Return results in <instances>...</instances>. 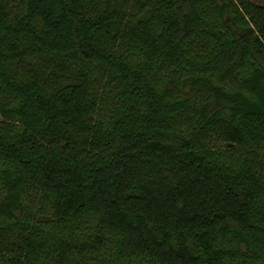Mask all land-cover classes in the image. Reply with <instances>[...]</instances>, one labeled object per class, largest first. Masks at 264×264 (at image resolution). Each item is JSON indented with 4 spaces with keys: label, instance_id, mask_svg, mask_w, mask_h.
<instances>
[{
    "label": "trees",
    "instance_id": "trees-1",
    "mask_svg": "<svg viewBox=\"0 0 264 264\" xmlns=\"http://www.w3.org/2000/svg\"><path fill=\"white\" fill-rule=\"evenodd\" d=\"M0 264H264V4L0 0Z\"/></svg>",
    "mask_w": 264,
    "mask_h": 264
},
{
    "label": "rangeland",
    "instance_id": "rangeland-1",
    "mask_svg": "<svg viewBox=\"0 0 264 264\" xmlns=\"http://www.w3.org/2000/svg\"><path fill=\"white\" fill-rule=\"evenodd\" d=\"M255 1H257V2H260V3L264 4V0H255Z\"/></svg>",
    "mask_w": 264,
    "mask_h": 264
}]
</instances>
